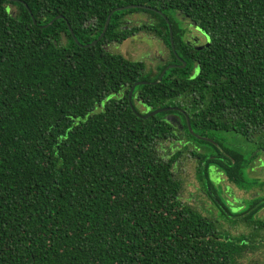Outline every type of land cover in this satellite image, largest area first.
<instances>
[{"label":"trees","instance_id":"obj_1","mask_svg":"<svg viewBox=\"0 0 264 264\" xmlns=\"http://www.w3.org/2000/svg\"><path fill=\"white\" fill-rule=\"evenodd\" d=\"M130 5L153 10L115 12ZM138 12L152 21L124 27L125 16ZM110 15L105 36L84 47ZM57 16L64 18L50 24ZM178 16L209 45H188ZM140 33L170 51L155 74L107 50ZM178 58L186 67L154 84L169 65L183 66ZM142 81L150 84L136 87V111L180 108L173 112L182 129L166 119L173 112L135 114L129 93ZM214 133L233 142L216 141ZM181 135L206 146L191 153L219 217L248 232L220 229L182 202L173 173L182 152L165 161L158 151ZM259 156L264 0H0V264H244L249 252L264 249V196L232 214L210 170L250 190L246 172ZM257 182L264 188V179Z\"/></svg>","mask_w":264,"mask_h":264},{"label":"rangeland","instance_id":"obj_2","mask_svg":"<svg viewBox=\"0 0 264 264\" xmlns=\"http://www.w3.org/2000/svg\"><path fill=\"white\" fill-rule=\"evenodd\" d=\"M13 10H15V8H13ZM178 17L179 19L177 18L176 22L180 28L186 31V39L188 36L196 35L198 37L200 36V41L205 42L203 36L201 37V35L194 30L193 26L184 23L187 22L185 18L181 16ZM150 21H152V18L146 13H132L125 16L124 27L131 28ZM200 32L202 31L200 30ZM107 50L112 53L121 54L125 58L133 61L145 62L147 65V71L152 72V74H155L158 67L171 59L170 51L164 42L157 36L147 33L137 34L122 44L113 43L107 47ZM194 70L197 72V69ZM151 78H154V76H151ZM137 107L141 112H148L147 108L141 104H138ZM181 137V140L173 139L163 141L159 145L158 151L160 157L165 161L169 160L176 152H182L181 156L175 161L173 166L175 178L182 183V202L191 205L204 216L217 221L220 225V229L229 230V232L234 235L248 232L243 224L232 225L225 219L219 217L220 212L218 215V210L214 207L213 201L209 196L210 193L207 192L203 182L200 180L198 173L199 162L198 159L192 155L191 151H193L194 147H201L200 149H202L206 146L200 145L194 141L188 142L189 139L187 136L181 135ZM211 137L226 144L233 142L227 134L214 133L211 134ZM214 139L212 140L214 141ZM239 145L245 146V144ZM240 149H245L244 151H241L248 152L251 149V146L248 145L247 147H241ZM257 152L258 151H255L253 155ZM262 160H264V157L259 156L252 164L254 169H250V171L248 170L246 172V182L250 184L248 185L249 187H252L250 190L239 189L237 186L230 183L224 174H220L219 172L216 173L213 168L210 170V179L216 189V193L221 199H226L230 202L224 203L226 206L228 205L232 214H240L242 206L244 208V205L246 206L248 201L256 197L264 196V188L257 186L259 185L257 181L260 182V180L262 181V179H264V165L260 166ZM258 216L264 218V210H262ZM243 262L244 264H264V249H260L257 252H249L247 257L243 259Z\"/></svg>","mask_w":264,"mask_h":264},{"label":"water","instance_id":"obj_3","mask_svg":"<svg viewBox=\"0 0 264 264\" xmlns=\"http://www.w3.org/2000/svg\"><path fill=\"white\" fill-rule=\"evenodd\" d=\"M137 8H139V9H145V10H153V9L150 8V7L130 5V6H125V7L117 8V9L115 10V12H116V11H125V10L137 9ZM63 18H64L63 16H57L54 20H52V21L50 22V24H53L56 20L63 19ZM110 22H111V15L108 16L107 21H106V24H105V27H104V30H103L102 34L98 37V39L95 40L94 42H92L91 44L85 45L84 47H90V46H94V45H96V44H97V43H98V42H99V41L105 36V34H106V32H107V30H108V28H109V24H110ZM167 22H168V20H167ZM34 23L36 24V21H35V20H34ZM50 24H49V25H50ZM47 26H48V25H47ZM68 27H69V31H70L71 35L73 36V39L75 40V42H76L79 46H83V45H81V44L79 43V41H78V39L76 38V36H75V34H74V31H73V29L70 27V25H68ZM169 29H170V44H171V48H172V50L175 52V46H174V40H173V34H172V29H171V25H170V24H169ZM188 45H189V44H188ZM208 45H209V43L206 44L205 46H208ZM190 46H192V45H190ZM205 46H203V47H199V48H197V49H203ZM192 47H194V46H192ZM175 53H176V52H175ZM178 59H179L181 62L184 63L183 66H178V65H171V66H168V67L162 72V74H161L159 80H158L157 82H155L154 84H157L158 82H160V81L163 79L164 75L166 74V72H167L169 69H171V68H175V67H182V68L186 67V63H185L181 58H178ZM147 84H150V83H149V82H145V81L138 82V83H136V84L131 88V90H130V93H129V100H130V103H131V107H132V109H133V111L135 112L136 115H138V116L141 117V118H145V119H147V118H149V117H153V116L158 115V114L163 113V112H171V111H174V110L179 111V112H183V110L180 109V108H171V107H168V108H163V109H158V110L152 111L151 113H149V114L146 115V116H143V115L139 114V113L136 111V109L134 108L133 104H132V96H133V93H134L136 87H138V86H142V85H147ZM178 118H179L178 115H168V116L166 117V119H167L169 122H171V123H174L175 121L178 122L179 125H180V128L182 129V125H181L180 121H178ZM187 119H188V118H187ZM188 126H189V129H190V122H189V120H188ZM196 137H197L198 139H200V140H204V141H207V142L214 143V141H213L212 139H209V138H207V137H201V136H196Z\"/></svg>","mask_w":264,"mask_h":264},{"label":"flooded vegetation","instance_id":"obj_4","mask_svg":"<svg viewBox=\"0 0 264 264\" xmlns=\"http://www.w3.org/2000/svg\"><path fill=\"white\" fill-rule=\"evenodd\" d=\"M184 23H189V22H184ZM192 26V25H191ZM194 27V30L201 35V37L203 36V38L205 39V42H202L200 41V36H188L187 39H186V42L189 44V45H192L194 46V48H199V47H203L205 46L207 43H208V38L203 34V32H200V30L196 27V26H193ZM191 46V47H192ZM168 61V60H167ZM167 63V62H165ZM173 65H176V64H173ZM171 66V65H169ZM171 108H176V107H171ZM173 112V111H171ZM174 112H176V110H174ZM170 113L169 115H176V113ZM168 116V115H167ZM174 124L176 125V121L174 122Z\"/></svg>","mask_w":264,"mask_h":264}]
</instances>
